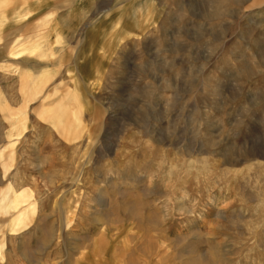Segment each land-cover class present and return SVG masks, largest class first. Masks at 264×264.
<instances>
[{
	"label": "rangeland",
	"instance_id": "1",
	"mask_svg": "<svg viewBox=\"0 0 264 264\" xmlns=\"http://www.w3.org/2000/svg\"><path fill=\"white\" fill-rule=\"evenodd\" d=\"M2 12L0 264H264V0Z\"/></svg>",
	"mask_w": 264,
	"mask_h": 264
},
{
	"label": "crops",
	"instance_id": "2",
	"mask_svg": "<svg viewBox=\"0 0 264 264\" xmlns=\"http://www.w3.org/2000/svg\"><path fill=\"white\" fill-rule=\"evenodd\" d=\"M1 1H2V0H0V2H1ZM12 3H13V0H3V2L1 3L0 6H2V8H7V6L11 5ZM2 10H3V9H2ZM18 16H19V14H16V13L14 12V18H15V17H18ZM5 17H6L5 12H4V13L2 12L1 17H0V22L3 21Z\"/></svg>",
	"mask_w": 264,
	"mask_h": 264
},
{
	"label": "bare ground",
	"instance_id": "3",
	"mask_svg": "<svg viewBox=\"0 0 264 264\" xmlns=\"http://www.w3.org/2000/svg\"><path fill=\"white\" fill-rule=\"evenodd\" d=\"M3 2V0L0 2V5H1V3ZM75 116V115H74ZM13 192V191H12ZM14 194V193H13ZM4 196V195H3ZM6 196V195H5ZM9 198V197H8ZM12 199V198H11ZM15 203V202H14ZM3 206V205H2ZM15 210V209H14ZM2 212V211H1ZM9 212V211H8ZM12 212V211H11ZM19 215V214H18ZM19 218V217H18ZM21 220H23V219H21Z\"/></svg>",
	"mask_w": 264,
	"mask_h": 264
}]
</instances>
